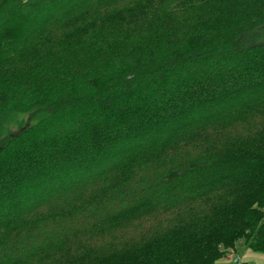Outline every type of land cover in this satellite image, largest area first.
<instances>
[{
	"label": "trees",
	"instance_id": "1",
	"mask_svg": "<svg viewBox=\"0 0 264 264\" xmlns=\"http://www.w3.org/2000/svg\"><path fill=\"white\" fill-rule=\"evenodd\" d=\"M262 27L264 0H0V264L264 255Z\"/></svg>",
	"mask_w": 264,
	"mask_h": 264
},
{
	"label": "crops",
	"instance_id": "2",
	"mask_svg": "<svg viewBox=\"0 0 264 264\" xmlns=\"http://www.w3.org/2000/svg\"><path fill=\"white\" fill-rule=\"evenodd\" d=\"M229 255L218 261L217 264H233L232 259L235 257L240 258L242 264H264V255L254 254L242 245L236 246L234 251Z\"/></svg>",
	"mask_w": 264,
	"mask_h": 264
},
{
	"label": "rangeland",
	"instance_id": "3",
	"mask_svg": "<svg viewBox=\"0 0 264 264\" xmlns=\"http://www.w3.org/2000/svg\"><path fill=\"white\" fill-rule=\"evenodd\" d=\"M264 40V27L257 29L255 32H253L248 38L245 39V43H256V42H261ZM23 123H28V118H24L22 120ZM10 133H16L18 130L17 125H11L9 127ZM239 261H241L240 258H238ZM234 264V263H233Z\"/></svg>",
	"mask_w": 264,
	"mask_h": 264
},
{
	"label": "built area",
	"instance_id": "4",
	"mask_svg": "<svg viewBox=\"0 0 264 264\" xmlns=\"http://www.w3.org/2000/svg\"><path fill=\"white\" fill-rule=\"evenodd\" d=\"M231 253H232V252H231ZM231 253H229V254H231ZM229 254H228V255H229ZM229 257H230V255H229ZM230 258H231V257H230ZM232 261H233L234 264H242V263L239 261V259H238L237 257L233 258Z\"/></svg>",
	"mask_w": 264,
	"mask_h": 264
}]
</instances>
